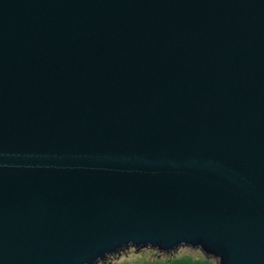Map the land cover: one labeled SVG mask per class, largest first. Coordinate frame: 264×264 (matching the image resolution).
Here are the masks:
<instances>
[{
    "label": "water",
    "instance_id": "obj_1",
    "mask_svg": "<svg viewBox=\"0 0 264 264\" xmlns=\"http://www.w3.org/2000/svg\"><path fill=\"white\" fill-rule=\"evenodd\" d=\"M132 248L264 264V0H0V264Z\"/></svg>",
    "mask_w": 264,
    "mask_h": 264
},
{
    "label": "rangeland",
    "instance_id": "obj_2",
    "mask_svg": "<svg viewBox=\"0 0 264 264\" xmlns=\"http://www.w3.org/2000/svg\"><path fill=\"white\" fill-rule=\"evenodd\" d=\"M199 264H216L214 260L205 262L204 255L198 250L181 249L178 253L172 255H163L154 251L141 249L139 257L134 248L118 256L112 257L105 264H187V262H197Z\"/></svg>",
    "mask_w": 264,
    "mask_h": 264
},
{
    "label": "snow or ice",
    "instance_id": "obj_3",
    "mask_svg": "<svg viewBox=\"0 0 264 264\" xmlns=\"http://www.w3.org/2000/svg\"><path fill=\"white\" fill-rule=\"evenodd\" d=\"M187 264H199V262H187Z\"/></svg>",
    "mask_w": 264,
    "mask_h": 264
},
{
    "label": "crops",
    "instance_id": "obj_4",
    "mask_svg": "<svg viewBox=\"0 0 264 264\" xmlns=\"http://www.w3.org/2000/svg\"><path fill=\"white\" fill-rule=\"evenodd\" d=\"M197 262H199V261H197Z\"/></svg>",
    "mask_w": 264,
    "mask_h": 264
}]
</instances>
